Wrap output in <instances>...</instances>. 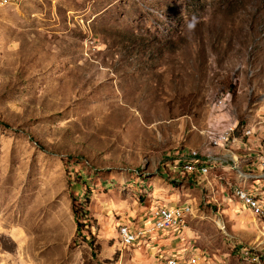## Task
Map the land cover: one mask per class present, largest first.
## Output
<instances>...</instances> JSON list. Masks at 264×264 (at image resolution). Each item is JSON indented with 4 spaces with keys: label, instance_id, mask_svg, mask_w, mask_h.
Returning <instances> with one entry per match:
<instances>
[{
    "label": "rangeland",
    "instance_id": "1",
    "mask_svg": "<svg viewBox=\"0 0 264 264\" xmlns=\"http://www.w3.org/2000/svg\"><path fill=\"white\" fill-rule=\"evenodd\" d=\"M260 164L264 0H0V264H264Z\"/></svg>",
    "mask_w": 264,
    "mask_h": 264
},
{
    "label": "bare ground",
    "instance_id": "2",
    "mask_svg": "<svg viewBox=\"0 0 264 264\" xmlns=\"http://www.w3.org/2000/svg\"><path fill=\"white\" fill-rule=\"evenodd\" d=\"M234 129H228L222 134H215L211 131L206 133L208 142H210L215 148H218L222 143H226L227 140L234 133ZM249 134L246 133V136ZM183 166L187 172L191 173L196 171L199 175L197 179H201L209 172L211 165L228 163L227 158L224 156L214 158H203L197 152L191 151V153L183 160ZM199 161L200 165L194 170L193 164ZM205 181V180H204ZM236 196L240 202H242L250 210L258 209V202L252 194L246 191H237ZM190 207L188 205L180 207H159L153 212L152 220L150 224L145 227V234L152 235L161 232L175 231L179 229L185 218L190 214ZM165 214V215H164ZM144 227V226H143ZM141 234L132 233L127 227L120 229V237L124 244L132 245L138 242ZM146 236V235H145ZM143 239V238H142ZM166 264H196L195 262H183L178 258L168 259Z\"/></svg>",
    "mask_w": 264,
    "mask_h": 264
},
{
    "label": "trees",
    "instance_id": "3",
    "mask_svg": "<svg viewBox=\"0 0 264 264\" xmlns=\"http://www.w3.org/2000/svg\"><path fill=\"white\" fill-rule=\"evenodd\" d=\"M8 126V125H6ZM197 174V173H196ZM72 201V210H73V217H74V221H75V224H76V230L77 232L79 231V229L82 227V225L80 224L79 220L80 218H78L77 216V211L75 209V200L74 199H70Z\"/></svg>",
    "mask_w": 264,
    "mask_h": 264
},
{
    "label": "crops",
    "instance_id": "4",
    "mask_svg": "<svg viewBox=\"0 0 264 264\" xmlns=\"http://www.w3.org/2000/svg\"><path fill=\"white\" fill-rule=\"evenodd\" d=\"M251 156V158H252V155H250ZM249 174H252V173H249ZM247 191H251L252 192V189L250 188V189H246ZM73 219V218H72Z\"/></svg>",
    "mask_w": 264,
    "mask_h": 264
},
{
    "label": "built area",
    "instance_id": "5",
    "mask_svg": "<svg viewBox=\"0 0 264 264\" xmlns=\"http://www.w3.org/2000/svg\"><path fill=\"white\" fill-rule=\"evenodd\" d=\"M178 158V157H177ZM261 168H264V164H260ZM165 215V214H164Z\"/></svg>",
    "mask_w": 264,
    "mask_h": 264
}]
</instances>
